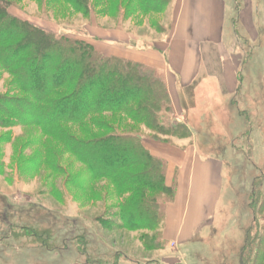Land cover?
I'll list each match as a JSON object with an SVG mask.
<instances>
[{
	"label": "rangeland",
	"instance_id": "1",
	"mask_svg": "<svg viewBox=\"0 0 264 264\" xmlns=\"http://www.w3.org/2000/svg\"><path fill=\"white\" fill-rule=\"evenodd\" d=\"M93 1L95 6L90 16L77 12L66 0H47V6H42L39 0H18L10 11L48 31L98 46L102 44L99 41L105 40L113 47L140 50L166 44L178 7V0H125L123 8L127 7L129 12L122 20L111 12L105 0ZM243 1L226 0L224 40L233 35L239 51L246 56L242 69L247 86L250 78L253 85L264 75V0H255V7L260 8L255 19L262 31L258 41L250 44L252 47L244 41L242 25L237 22ZM115 30L124 32L125 38H112ZM97 49L103 52L100 47ZM10 80L11 76L3 73L0 94L7 91ZM263 91H254L250 96L239 93L221 102L211 96L196 97L200 103L203 101L201 109L206 112L201 115H207L208 121L218 125L220 119L237 116V130L221 126L203 129L198 110L190 109L185 114L173 108L171 117L187 124L189 133L161 135V138L177 140L197 137L200 133V151L225 158L226 162L222 191L210 224L195 240L182 247L184 255L180 262L169 264H246L245 258L250 253L254 256L255 244L247 240L250 235V239H255L259 228L260 235L264 233ZM106 119L113 121L109 116ZM94 128L88 120L80 128L69 127V131L86 138ZM140 130L145 137H153V132L146 127ZM205 133L209 136L205 137ZM229 133L231 144H222ZM82 169V164L62 153L59 143L45 137L40 128L0 125V215H9L7 224L0 219V264H74L90 259L97 264H116L126 256L129 264L136 261L161 264V249H153L149 242L145 244L141 240L143 231H129L109 222L120 202L110 181H97L93 190L69 183V176ZM170 185L175 191V183ZM162 196L163 203L172 199V195ZM14 216L19 217L15 222ZM162 227L161 218L158 229L144 234L149 237L155 234L156 240H162ZM162 246L167 247L163 240ZM252 259L248 264H256Z\"/></svg>",
	"mask_w": 264,
	"mask_h": 264
},
{
	"label": "trees",
	"instance_id": "2",
	"mask_svg": "<svg viewBox=\"0 0 264 264\" xmlns=\"http://www.w3.org/2000/svg\"><path fill=\"white\" fill-rule=\"evenodd\" d=\"M17 1L0 0V80L3 73L11 76L7 91L0 94V125L38 127L45 137L57 141L62 153L83 165L69 176L71 185L93 190L97 181H110L120 200L109 220L111 225L143 231L145 244L163 249L162 237L156 240L155 234L144 233L158 229L161 218L164 220L162 207L164 210L175 191L165 181L166 161L144 146L140 127L152 131L154 138L189 133L187 124L171 117L173 105L163 72L139 61L105 55L86 40L22 19L10 11ZM39 1L47 6V0ZM66 1L89 16L95 6L93 0ZM105 1L116 17L123 20L127 16L125 0ZM88 120L95 127L88 137L69 131ZM162 195H172V199L163 203ZM0 216L7 224L9 215ZM260 230L255 239L250 235L247 240L255 244L252 250L256 252L245 258L246 264L251 258L264 264V233L261 238Z\"/></svg>",
	"mask_w": 264,
	"mask_h": 264
},
{
	"label": "crops",
	"instance_id": "3",
	"mask_svg": "<svg viewBox=\"0 0 264 264\" xmlns=\"http://www.w3.org/2000/svg\"><path fill=\"white\" fill-rule=\"evenodd\" d=\"M243 2L244 7L239 9L237 22L242 25L244 41L252 47L250 44L258 41L259 32L262 31L255 19V13L260 8L255 7V0ZM226 7V0H178L166 44L140 50L120 45L113 47L103 39L99 41L101 45L94 44L105 54L121 56L160 69L175 111L182 110L187 114L190 109L198 110L201 128L221 126L237 130V116L220 119L216 125L208 121L207 115H201L206 112L201 109L203 101L200 103L196 100V97L204 95L221 102L239 93L250 96L254 91L264 90V75L254 81L253 85L251 78L247 86L244 84L242 68L246 56L239 51L233 35H228L224 40ZM112 32V38H125L122 31ZM196 104L200 107L197 108ZM197 134V137L193 135L177 140L152 136L143 139L144 146L151 154L166 161L167 184L175 183L174 197L165 206L161 235L167 247L161 249V264L180 262L184 255L182 247L195 240L210 224L222 191L226 159L202 153L198 147L201 134ZM230 134L221 141L222 144H231ZM204 135L209 136L206 133ZM126 258L116 264H129L130 259ZM74 264L97 263L75 261ZM136 264L159 263L136 261Z\"/></svg>",
	"mask_w": 264,
	"mask_h": 264
}]
</instances>
